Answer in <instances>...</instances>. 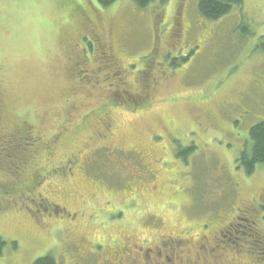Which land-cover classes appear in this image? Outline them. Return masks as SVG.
Listing matches in <instances>:
<instances>
[{"label": "rangeland", "instance_id": "1", "mask_svg": "<svg viewBox=\"0 0 264 264\" xmlns=\"http://www.w3.org/2000/svg\"><path fill=\"white\" fill-rule=\"evenodd\" d=\"M158 3L0 0V142L104 113L64 136L34 188L16 191L31 173L0 160V264H161L147 246L174 264H264L242 233L264 235V164H238L264 120V0L217 20L198 0ZM152 60L153 99L132 108ZM231 225L237 240L221 238Z\"/></svg>", "mask_w": 264, "mask_h": 264}, {"label": "trees", "instance_id": "2", "mask_svg": "<svg viewBox=\"0 0 264 264\" xmlns=\"http://www.w3.org/2000/svg\"><path fill=\"white\" fill-rule=\"evenodd\" d=\"M97 1L101 5L106 7L113 3H116L119 0H97ZM133 1L136 2L141 8H146L147 6H149L150 4L156 1H159L158 4H165L167 3L168 0H133ZM243 3L244 0H198V8L201 15L204 16L205 18L217 20L230 14L236 6H242ZM152 54L153 53L151 52V55ZM163 57L165 59L166 55ZM153 62L154 60H152L149 64H147V66H145L143 71L137 73V75L140 76V78L138 77V82L143 83L144 87L141 90V92L137 94V97L135 95L133 96L134 98H138L140 100H138L137 102L135 100V102H133V104L131 105L132 108H137L136 106H140L144 108L149 104L148 99H153V98H147L145 96L146 94L151 97V94H149L151 91V86L149 85L148 82L151 75L150 71H152L151 68L154 69L156 65L158 66L162 65L159 62H156L157 64H154ZM147 88H149L150 90L149 92L146 90ZM129 96H132L131 92H129ZM141 99H143V101ZM104 102H106L105 105H107L109 102H111L110 104H112L113 101L111 100V96H108ZM101 109L102 108L100 107L97 108L94 106L87 113L86 116L88 117L83 119L82 118L75 119L79 123L77 122L78 124L71 127L66 128L64 127L66 126L64 124V126L61 127V129H59L54 135H51L47 139L38 138L36 132L33 131V127L25 122L18 125L16 128H13V130H11L12 132L9 135V137H11L10 141L3 140L1 138V142H0V145L2 147L0 149L1 168L6 170V168L12 167L7 162L14 161L20 163L19 167L22 165L26 169V171L28 170L31 173L30 180L27 178L28 176L27 177L22 176L24 174H27L25 171L22 175H18L20 177L19 179H24V180L20 182V187L22 188H18L16 189V191L21 192L23 191V189L28 190L32 186L34 188V186H36V184L39 183L36 182V180L45 178L44 170L46 169V167L43 166L41 163L44 160H46V156L55 154L54 152L58 147L63 149L62 151L64 153L66 150L63 147L64 143L62 142L64 136L69 135L71 133L74 135L73 130L76 127L82 129L83 126L86 124L85 122L90 121L93 115H97V118L100 119L101 116L104 115V113L101 112ZM73 110H74L73 106H70L69 111L72 112ZM71 120H73V117L71 118ZM249 135H250V140L252 142L251 151L250 152L243 151L238 158V164L240 167L244 169L247 175H252L255 172L258 165L264 164V120L252 126ZM8 153L9 155H7ZM7 156H9L10 158H7ZM69 156L70 155H66L67 159ZM6 160L8 161L5 163ZM8 172L11 171L8 170ZM4 184L8 186L11 183L0 182L1 187L2 185L5 186ZM1 191L8 192V189L5 190V188H1ZM261 207L264 210L263 204ZM227 229L229 231L225 229L220 231L222 233L221 238L227 235L237 240L235 236H232L233 234L231 235L232 233L231 231L234 229L233 225L229 226ZM242 233L243 235H245V237L243 238L245 239V243L247 244V252L251 255H256L258 258L262 259L264 257V235L258 232L253 226L246 227L245 230L242 231ZM4 245H5V241L2 239V237H0V252ZM148 247L149 246H147L146 248ZM33 264H57V262L53 255L48 254L37 258L33 262Z\"/></svg>", "mask_w": 264, "mask_h": 264}, {"label": "flooded vegetation", "instance_id": "3", "mask_svg": "<svg viewBox=\"0 0 264 264\" xmlns=\"http://www.w3.org/2000/svg\"><path fill=\"white\" fill-rule=\"evenodd\" d=\"M81 242L83 243L84 241H81ZM81 242H78V244H81ZM77 247H78V245H77ZM129 251L132 252L131 250H129ZM139 251H140V246L134 253H138ZM154 253L156 254V256H153V258H155L156 260L161 259L160 261H162V259H163L161 264H174L175 263V260L172 259L169 254L164 253V247L163 246H158L155 248L154 247H148L146 249V256L148 255V258H150L151 261H153V258H151L150 254L153 255ZM170 253H171V251H170ZM129 256H131V255H129ZM172 261H173V263H170ZM122 264H125V263H122ZM142 264H147V261L143 260Z\"/></svg>", "mask_w": 264, "mask_h": 264}]
</instances>
